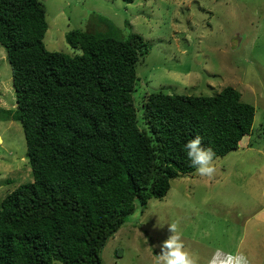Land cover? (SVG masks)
Wrapping results in <instances>:
<instances>
[{
    "label": "trees",
    "instance_id": "obj_1",
    "mask_svg": "<svg viewBox=\"0 0 264 264\" xmlns=\"http://www.w3.org/2000/svg\"><path fill=\"white\" fill-rule=\"evenodd\" d=\"M48 27L39 0H0L17 99L3 119L22 125L34 180L0 203V264H104L137 206L196 172L185 145L199 136L214 161L225 157L251 134L256 110L232 87L140 95L137 68L151 45L104 16L67 34L72 55L47 49Z\"/></svg>",
    "mask_w": 264,
    "mask_h": 264
},
{
    "label": "rangeland",
    "instance_id": "obj_2",
    "mask_svg": "<svg viewBox=\"0 0 264 264\" xmlns=\"http://www.w3.org/2000/svg\"><path fill=\"white\" fill-rule=\"evenodd\" d=\"M39 2L47 15L44 42L51 52L74 54L67 34L87 31L91 16H104L122 33L129 27L125 33L139 34L151 45L137 68L140 95L214 96L232 87L256 110L251 134L214 161L212 178L182 175L163 200L137 206L104 248V264H155L171 235L170 223L177 224L197 264H207L217 248L239 251L249 264H264V0ZM16 107L12 67L0 44V203L34 181L22 125L3 119Z\"/></svg>",
    "mask_w": 264,
    "mask_h": 264
},
{
    "label": "clouds",
    "instance_id": "obj_3",
    "mask_svg": "<svg viewBox=\"0 0 264 264\" xmlns=\"http://www.w3.org/2000/svg\"><path fill=\"white\" fill-rule=\"evenodd\" d=\"M185 150L191 166L196 169L198 175L208 178L215 175V153L211 148L202 147V140L199 136L190 140L185 145ZM168 230L171 235L163 241L161 252L157 255L155 264H197V261L185 249L177 224L170 223ZM207 264H249V260L246 255L239 251L236 253L224 252L217 248L211 258L207 260Z\"/></svg>",
    "mask_w": 264,
    "mask_h": 264
}]
</instances>
